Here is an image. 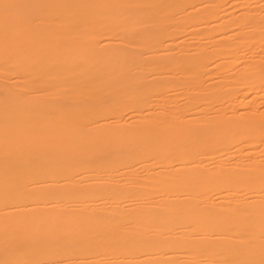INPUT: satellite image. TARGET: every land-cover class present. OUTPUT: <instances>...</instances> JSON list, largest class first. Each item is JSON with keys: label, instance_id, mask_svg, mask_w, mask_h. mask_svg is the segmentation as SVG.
Instances as JSON below:
<instances>
[{"label": "bare ground", "instance_id": "1", "mask_svg": "<svg viewBox=\"0 0 264 264\" xmlns=\"http://www.w3.org/2000/svg\"><path fill=\"white\" fill-rule=\"evenodd\" d=\"M0 264H264V0H0Z\"/></svg>", "mask_w": 264, "mask_h": 264}]
</instances>
